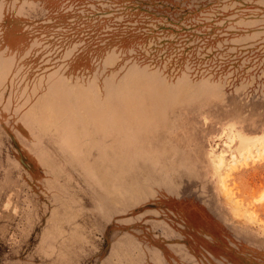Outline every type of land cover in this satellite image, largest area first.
<instances>
[{"label": "rangeland", "instance_id": "1", "mask_svg": "<svg viewBox=\"0 0 264 264\" xmlns=\"http://www.w3.org/2000/svg\"><path fill=\"white\" fill-rule=\"evenodd\" d=\"M263 141L264 0H0V264H264Z\"/></svg>", "mask_w": 264, "mask_h": 264}, {"label": "bare ground", "instance_id": "2", "mask_svg": "<svg viewBox=\"0 0 264 264\" xmlns=\"http://www.w3.org/2000/svg\"><path fill=\"white\" fill-rule=\"evenodd\" d=\"M245 138H246V137H245ZM240 140H241V141H240L241 146H245V148H243L242 150H244V151H245V150H248V149L250 148L249 145H248V143H247L248 139H244V138H243V139H240ZM231 141H233V140H231ZM263 142H264V141H263ZM224 143H226V142H224ZM224 143H223V144H224ZM227 144H228V143H227ZM257 152H258V151H257ZM239 153H243V151H242V152H239ZM244 153H245V152H244ZM242 156H243V155H242ZM221 157H222V156H220V158L218 157L219 159H218V161H217V163H218L219 166L221 165V163H222V161H223V158H221ZM232 157H235V159H236V156H235V155H234V156L232 155ZM232 157H231V158H232ZM244 157H245V156H244ZM244 157H243V158H244ZM248 157H249V156H247L246 158H248ZM240 158H241V157H240ZM237 159H238V158H237ZM237 159H236V160H237ZM236 160L233 159L232 161H233V162H234V161L236 162ZM228 164H229V163H228ZM228 164H227V165H228ZM219 166H217V167H219ZM229 166H231V165H229ZM219 168H220V167H219ZM224 173H226V172H224ZM223 175H224V174H223ZM222 177H223V176H222ZM220 178H221V177H220ZM223 178H224V177H223ZM223 181H224V180H222V182H223ZM221 184H222V183H221ZM223 184H224V182H223ZM224 185H225V184H224ZM225 186H226V185H225ZM262 193H264V192H261V194H262ZM261 194H260V195H261ZM262 196H263V194H262ZM258 197H259V196H258ZM260 200H261V199H260Z\"/></svg>", "mask_w": 264, "mask_h": 264}]
</instances>
